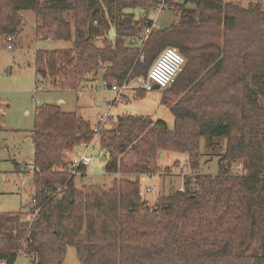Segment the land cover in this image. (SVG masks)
<instances>
[{"label": "trees", "instance_id": "1", "mask_svg": "<svg viewBox=\"0 0 264 264\" xmlns=\"http://www.w3.org/2000/svg\"><path fill=\"white\" fill-rule=\"evenodd\" d=\"M157 3L0 0V38L16 37L23 24L18 12L24 10L37 18L40 39L72 42L69 49L35 52V73L62 77L61 91L78 90L86 73L98 74L105 86L145 77L168 46L185 59L164 89L181 97L170 105L161 97L172 128L120 114L98 138L104 172L134 180L76 188L75 177L65 172L66 152L90 142L92 127L58 105L35 108L32 196L25 212L0 213V263L13 264L23 255L32 264H62L70 246L80 264H264V236L258 252H249L264 224V7L168 1L177 22L153 29L139 58L127 40L150 25L147 14ZM136 7L145 10L138 19L126 11ZM222 141L217 173L200 174L202 151ZM166 151L186 153L192 173L184 175L182 190L149 205L139 195V180L162 173L157 158ZM239 164L245 173L234 172ZM34 209L29 222L25 215Z\"/></svg>", "mask_w": 264, "mask_h": 264}, {"label": "rangeland", "instance_id": "2", "mask_svg": "<svg viewBox=\"0 0 264 264\" xmlns=\"http://www.w3.org/2000/svg\"><path fill=\"white\" fill-rule=\"evenodd\" d=\"M224 1L244 8L250 4H261L264 7V0ZM126 11L132 13L135 19L145 14V10L141 7ZM18 13L23 24L16 38L12 42L0 38V121L3 127L0 131V213L25 212L29 208L34 173L32 129L35 108L42 104L59 106L57 99L62 96L65 98V104L61 109L76 112L93 127L97 122L98 113L103 109V98L112 95L103 90L100 80L86 83L78 94L80 95L78 99L74 91L61 93V90L49 87L45 90L37 88V81H43L45 84L48 82L35 73L33 65L35 52L69 49L72 47V42L40 39L35 33L38 20L33 12L22 10ZM147 15L152 20L155 19L157 28H165L178 20L176 13L170 8L160 10L158 13L150 12ZM7 44H11L12 47L7 48ZM96 45L100 43L96 42ZM136 80L131 81L129 86L139 85ZM128 92L130 94H127L125 102L113 107V118L120 114L141 115L154 121L162 120L172 128L174 119L168 105L181 96L176 97L170 92H165L164 89H153L143 94L136 89H130ZM162 96L167 100L168 105L161 103ZM260 102L264 105V97L260 98ZM223 146L222 141L215 149L202 151L198 170L200 174L213 176L217 173V155L221 153ZM100 152L96 141L94 149L89 152L92 160L86 167V175L74 179L76 188L81 189L85 185L108 188L114 179L134 180V175L105 173L104 161L101 160L104 154L101 156ZM162 154L157 158V164L163 169L162 173L139 180L140 187L152 188V192L143 196V200L149 205H154L164 195L182 190L184 177L192 173L188 167L186 153L166 151ZM183 167L185 169L182 170ZM238 167L239 165L233 166L234 172L245 173L241 167ZM166 169L167 171L164 172ZM263 236L264 224L256 230L249 252H258ZM13 264L32 263L25 256L19 255ZM62 264H80L72 247H67Z\"/></svg>", "mask_w": 264, "mask_h": 264}, {"label": "built area", "instance_id": "3", "mask_svg": "<svg viewBox=\"0 0 264 264\" xmlns=\"http://www.w3.org/2000/svg\"><path fill=\"white\" fill-rule=\"evenodd\" d=\"M168 1H177V0H158L157 5L154 7V10L151 11V13L159 12L163 9H169ZM149 18V17H148ZM151 23L150 25L146 26L143 30L138 31L135 35L130 37L127 40V45L133 48H137L139 55L138 57L141 58V50L144 46V43L146 42L150 32L153 29H157L156 21L155 19L149 18ZM110 31H113V29H110ZM114 35V32H113ZM110 36V35H109ZM15 38L8 37L7 42H12ZM11 44H7V48H11ZM185 63L184 57L173 47H165L161 50V52L157 55V57L154 59L152 64L150 65L146 76L137 78V82L139 85H135L130 87L129 83L134 80H125L122 84L118 85L116 83H112L110 86H105L103 80L99 77L98 74H91L86 73L82 75L81 78V89L86 86V83L90 81H96L98 82L100 80V84L104 91L112 93L110 97H104L103 98V109L99 112L97 122L92 127L94 137L90 142L82 143L73 151L66 152L67 155V166L65 168V172L70 177H82L86 175V167L90 164L92 158L89 155V152L94 149V145L98 144V138L102 133V130L107 127L111 119L113 118L112 110L113 107L125 100V95L127 94L128 90L130 89H140L145 92L153 90L154 85L158 86V89H165L169 87L176 76L181 72L183 66ZM45 79V78H43ZM46 82L48 84H45L43 81H37L36 87L41 89H47L48 87L51 89H57L60 88V83L64 82V79L62 77H56L55 79L46 78ZM99 147V145H98ZM100 148V147H99ZM100 155L102 156L104 153V150L101 149ZM99 153V152H98ZM241 165L239 164L240 168ZM185 169V167L182 168V170ZM181 170V174H182ZM184 176V175H183ZM146 176H143V178ZM142 178V179H143ZM152 192L151 187H140L139 189V195L144 196L146 193ZM32 202L34 200L32 199ZM38 209H34L33 211L27 212L25 215V219L29 222L34 218L36 215Z\"/></svg>", "mask_w": 264, "mask_h": 264}, {"label": "crops", "instance_id": "4", "mask_svg": "<svg viewBox=\"0 0 264 264\" xmlns=\"http://www.w3.org/2000/svg\"><path fill=\"white\" fill-rule=\"evenodd\" d=\"M16 38V37H15ZM72 91H74L75 92V94H76V98L78 99V97L80 96V95H78L79 93H81V88H79L78 90H62L61 91V93L62 92H72ZM130 92V91H129ZM129 92H127V94L129 93ZM127 94L125 95V99H127ZM130 94V93H129ZM58 103H60V108L62 107V105H64L65 104V98L64 97H62V96H59L58 97ZM123 102H125V100L123 101ZM63 110V109H62ZM70 112H73V111H70ZM76 113V112H75ZM99 114V113H98ZM82 117V116H81ZM82 118H84V117H82ZM17 163H15V165H16ZM2 264V263H1Z\"/></svg>", "mask_w": 264, "mask_h": 264}, {"label": "water", "instance_id": "5", "mask_svg": "<svg viewBox=\"0 0 264 264\" xmlns=\"http://www.w3.org/2000/svg\"><path fill=\"white\" fill-rule=\"evenodd\" d=\"M109 35L110 36H113V31H109ZM153 89H158V86L157 85H154ZM163 154H161L160 156H162ZM101 160L104 161L105 160V157H101Z\"/></svg>", "mask_w": 264, "mask_h": 264}]
</instances>
